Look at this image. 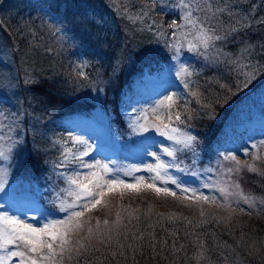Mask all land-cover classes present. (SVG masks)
Segmentation results:
<instances>
[{
	"label": "snow or ice",
	"instance_id": "1",
	"mask_svg": "<svg viewBox=\"0 0 264 264\" xmlns=\"http://www.w3.org/2000/svg\"><path fill=\"white\" fill-rule=\"evenodd\" d=\"M153 3H160L161 12L169 7L164 0H153ZM177 7L182 12L178 17L181 22L172 20L167 25L169 29L179 30V35L175 31L172 33L174 39L167 44V47L173 50L172 59L179 62L181 49L185 47L189 52L203 56L206 61L210 60L212 63L218 62L221 57H228L244 77L243 88H248L257 78L256 66L241 61L251 55L254 46L246 44L241 49L240 55L236 59H231L217 47V42L226 41L233 33L250 28L252 17L232 11L229 3L220 7L214 6L210 0H180ZM123 8L127 13V6ZM224 13L235 18L234 23L226 31H219L209 26L210 21L218 19ZM199 14H203L204 18L202 19ZM146 16H148L147 10L143 15H128L127 18L135 23L137 20L143 22ZM256 22L264 25V18ZM153 24L157 36L165 35L162 31L164 25L156 24L155 21ZM147 27L153 30V25ZM261 47L264 48V45ZM137 55L142 56L147 62L154 59V53L149 49H142ZM248 68L251 70H244ZM78 75L86 78L83 72ZM194 75L198 73L184 63H179L175 71L176 79L183 84L187 94L193 97L201 108L208 109L215 104L223 107L230 102L227 93L231 92V88L224 84H221L220 88L225 90V96L207 101L198 88L192 87ZM170 76L171 73L166 72L159 82L164 87L157 95H162L163 99H157L147 109H140L139 114L134 118L132 113L128 114L130 135L138 137L135 143L139 147V156L151 157L154 163H145L143 167L124 166L116 161L105 163L93 159V147L89 141L83 136L73 135L69 130L67 140L54 141L60 144L61 148L60 160L55 167L67 170L57 172L56 175L58 180L64 181L65 187L55 192L54 198L49 200V203L55 205L64 216L57 218L51 211L34 203L23 207L10 204L7 210H4V204L0 203V264H73V262L74 264H141L142 259L146 260V264H160V261L177 264L176 255L187 253L186 244L180 243V240L193 237L195 239L192 247L195 251L192 258L195 259L196 264H205L209 249L201 234L186 229L182 238L178 235L180 229L166 228L165 223L175 225L183 222L192 229L201 227L211 222L210 214L203 207L205 204L229 212L227 218L212 216V220L216 223L229 219L237 210L244 212V208L237 207L240 202L246 204L249 209L254 208L257 204L256 198L245 193L240 184L233 179V175H238L242 169H246L248 172L264 176V170L255 163L261 160L259 155H252V163H242L232 151L222 152L220 153L222 161L234 165L224 167L221 159L216 161L220 168L218 175L226 176L227 179L191 186V182L186 180L185 176L191 175L200 179L202 174L193 168L182 166L184 162L179 159V155L191 153L192 165H197L201 142L198 134H194L187 127L176 126L185 124V117L187 119L192 117L187 109L186 100L185 112L182 114L176 111L182 98L178 90L165 95L174 83ZM239 90L238 86L237 91ZM136 112L137 109H133V113ZM149 113L154 119L149 118ZM4 119L8 117L0 111V121ZM22 122L23 115L12 114L10 123L6 125L0 123V142H3L0 143V193H4L0 196L2 201L11 198V190L6 191L5 188L8 184L7 177L13 152L24 142L17 132V129L22 127ZM5 127L9 132L7 136L2 131ZM13 135L15 139L12 138ZM69 142L71 147H68ZM261 144H264V141H261ZM244 153L249 154L247 148L244 149ZM85 157L89 159L86 160ZM173 171L176 174H173ZM210 171L213 169H204V173ZM144 172L149 175L147 177L135 175ZM125 177L130 179L126 180ZM202 188L219 192L222 199H217L215 195H205L201 191ZM149 192L157 198L172 197L173 200L180 201L187 207H199L200 219L193 221L176 213L154 212L152 205H149L147 211H142L139 207L133 208L131 204L125 206L119 202L114 219L108 218L112 212V202L117 197L122 201L125 196L136 198ZM260 203H264V200ZM100 210H106L107 215L102 220L96 217L93 224L94 217L91 213ZM28 213L33 214L29 216ZM157 228L160 229L159 234ZM242 242H238L237 247ZM219 247L232 249V245L227 242Z\"/></svg>",
	"mask_w": 264,
	"mask_h": 264
},
{
	"label": "rangeland",
	"instance_id": "2",
	"mask_svg": "<svg viewBox=\"0 0 264 264\" xmlns=\"http://www.w3.org/2000/svg\"><path fill=\"white\" fill-rule=\"evenodd\" d=\"M105 1L114 7L116 21L111 18V12L107 9ZM125 1L130 0H0V111L8 117L0 123L5 125L10 123L12 114L23 115L22 127L17 129V132L24 141L14 150L9 165L8 184L5 190H11V198L8 201L0 200V203L4 204V210H7L10 204L23 207L34 203L51 211L57 218L64 216V213L59 212L55 205L49 203V200L54 198L55 192L65 187L64 181L58 180L56 175L57 172L67 170L55 167L60 160L61 148L60 144L54 141L67 140L69 130L73 135L83 136L89 141L93 147V159H99L105 163L116 161L124 166L143 167L145 163H154L151 157L139 156V147L135 143L138 137L130 135L128 114L132 113L134 118L139 114L140 109H147L157 99H163V96H158L157 93L164 87L159 82L166 72L171 73L170 79L174 83L165 95L177 91L176 84L179 80L175 77L176 68L179 63L187 66V62L181 57L179 62L174 61L173 50L167 47V44L174 39L172 33L175 31L179 35V30L167 28L165 35L155 34L156 29L153 24L155 19L152 18L151 12L152 9L161 12L160 3L156 6L153 0H149V3H153V8L150 5L141 6L140 3L138 7L128 6V12L123 15L120 8L125 6ZM78 2L83 4L78 5ZM164 2L169 5L162 12L168 16V24L172 20L180 23L178 17L182 12L177 7L180 0H164ZM232 2L235 4L239 0H232ZM224 4L220 2L217 6L223 7ZM145 10L148 11V20L144 17L143 22L137 20L135 23L132 21L127 23L128 15H143ZM247 11L243 10L242 13L250 17L253 15V22L264 18V0L261 4L254 2ZM119 18L125 33H128L127 27L140 33L144 23L153 25L151 41L147 45L137 40L130 44V40L118 30ZM7 21H19L20 26L24 28L29 26L31 30H35V34L42 35L39 40L35 37V41H38V46L43 47L40 48L44 49L41 53H46L47 58L33 57V54L25 53L23 49L17 52L15 45L11 43L2 28L3 23ZM146 29L149 28L146 27ZM43 37L46 46L40 45ZM142 49H149L154 53V59L151 62L137 55ZM76 50H82L83 53L73 56L72 52ZM212 55L215 54L212 53ZM70 57L77 59L74 68L65 64ZM33 62L41 65L36 72L29 66ZM60 68L66 76L58 75ZM69 72L71 74L83 72L86 78L78 75L73 80L72 77L75 75H69ZM43 77H47L46 80L50 85L57 84L60 87L64 84L70 88L72 96L82 101L85 109L82 112L58 117L55 113L59 108L54 105L52 107L54 114L50 112L48 116L43 117V114L39 112L44 113V111L35 106L36 102L34 103L29 89L30 84H37ZM116 77L124 80L122 85L125 89L121 100L118 99V120H115L116 114L104 102L105 97L109 98L114 92V88L109 90L107 87L104 89V86H116L118 80L106 83ZM127 78L130 79L129 82L126 81ZM241 88L240 86L239 89ZM251 98L236 115L234 123L238 126L248 125L249 127L253 124L264 126V85L254 91ZM133 109H137V112L133 113ZM149 118L154 119L151 113ZM58 128L62 131L61 133L56 131ZM2 131L4 135H9L6 127ZM12 138L15 139V135ZM68 147H71L70 142ZM28 152L41 156L37 162L38 174L36 175L32 174L30 166H28L29 172L23 166ZM186 158V154L179 155V159L184 162L182 166H185ZM85 159L89 158L85 157ZM218 159L220 158L210 160L211 163L205 159L195 166L192 162L186 163V166L199 171L202 176L196 179L186 175L185 179L191 182V186L226 179L225 176L218 175L220 172L216 163ZM222 163L224 167L229 165L227 161ZM206 168H212L213 171L204 173ZM173 174L176 173L173 171ZM135 175L147 177L149 174L144 172L135 173ZM125 179L130 178L125 177ZM206 190L209 189H201L205 195ZM3 195L4 193H0V196ZM261 200H264V197H258L257 201ZM112 204L115 203L112 202ZM105 211L103 210L104 214H106ZM32 214L28 213L29 216Z\"/></svg>",
	"mask_w": 264,
	"mask_h": 264
},
{
	"label": "trees",
	"instance_id": "3",
	"mask_svg": "<svg viewBox=\"0 0 264 264\" xmlns=\"http://www.w3.org/2000/svg\"><path fill=\"white\" fill-rule=\"evenodd\" d=\"M210 2L214 6L220 5V2H227L231 4L232 10L235 12H243V10L244 12H248L247 8H250L254 2L261 4L263 0H239V2L235 4L232 0H210ZM124 3L125 6H131L132 8L138 7L139 3L141 6L150 5V7L153 8V3H149V0H130L125 1ZM79 4L83 3L78 2V5ZM106 7L111 12V18L116 21L114 7L110 3H106ZM120 10L123 12H121V14L124 15V9L120 8ZM110 12L108 11V13ZM151 15L157 24L164 25L162 31L165 33L168 24V16L160 11L156 12L154 9H152ZM199 15H201L202 19L204 18L203 14ZM177 16H179V14ZM234 19L235 18L229 17L227 13H224L220 15L218 19L210 21L209 26L215 27L219 31H226L228 27L234 23ZM145 20H148L147 16L145 17ZM130 21L131 20L128 19L127 23H130ZM256 21L258 20L253 22L252 19L250 28H245L238 33H233L226 41L217 42V47L221 48L222 52L228 54L231 59H236V57L240 55L241 49L246 44L254 46L251 55L248 56L247 59L241 61V63L247 64L250 62L251 65L256 66L257 78L248 88H243L242 82L244 77L237 71L236 66L231 63V60L228 57H221L216 63H212L210 60H207L208 62H206L203 56L191 53L186 48L181 49V59L185 60L187 66L198 73V75L192 77V80L194 81L192 87L194 89L198 88V90L203 93V96L207 98V101L210 102L216 97L223 98L225 96V90L220 88L221 84L227 85L231 88V92L227 93L230 98V102L227 105L221 107L219 104H215L208 109H204L201 108L199 104H196V100L193 97L187 94L182 83L178 81V84H176V90L180 92L182 97L179 101L180 106L176 111H180L182 114L185 112L184 105L186 100L187 109L192 117L191 119L185 117V124L177 126L181 128L187 127L194 134H198L201 142L198 149L200 153V162L207 159L211 163V161H214L217 158H222L220 157V153L232 151L242 163H252V155H259L261 160H257L255 163L261 168V170H264V144H261V141H264V126L256 124L249 125V127L248 125L238 126L234 123L236 115L242 106L248 102L254 91L264 85V48L261 47V45H264V25H261ZM3 24L2 28L11 43L15 45L17 52L23 49L25 53L29 52L28 54H33V57L39 59L47 58L46 53H41L44 49L42 50L40 48L43 47L38 46V41H35V37L39 40L42 35L35 34V30H31L29 26L28 28L20 26L21 24L19 21H7ZM143 25L144 28L140 30V33L129 27H127L129 29L128 33H125L123 31L125 29L122 27L119 18L118 30L130 40V44L137 40L138 42L141 43L142 41L147 45L151 41L153 30L146 29L149 24L144 23ZM128 35H130V38H128ZM43 44L46 46L44 37L40 42V45ZM80 53H83V51L76 50L75 52H72V55L78 56L77 54L80 55ZM76 62L77 59L70 57L65 64L71 65L74 68ZM36 63L33 62L29 65L35 72L41 66L40 64L36 65ZM244 70L250 71L251 68ZM58 72V75L66 76L62 69ZM69 75H75L72 77L73 80L78 76L76 72L75 74L69 72ZM46 78L47 77L40 78V82L37 84H30L29 88L33 95L34 103L36 102L35 106L44 111V113L39 112L43 114V117L48 116L50 112H53L54 114V111H52L54 105L59 108L55 113L58 117L70 115L73 112H82L85 109L83 102L78 101L79 99L72 96L70 88H67L64 84L60 87L57 84L50 85ZM115 80H118L116 86H104V89H106V87L109 90L114 88L112 96L109 98L105 97L104 102L107 103L110 110H112L117 116L118 99L120 98L121 100V95L125 92V89L122 85L123 79L120 77L113 78L106 83H112ZM126 81L129 82L130 79L127 78ZM238 86L242 87L239 91H237ZM232 93H236V95H232ZM115 120H118V116ZM55 130L56 129H54V131ZM56 131H59L60 133L62 132L59 128ZM252 145H256V147H252ZM245 148L248 150V155L244 153ZM35 154L36 153L33 154L32 152H28L23 163L24 168L28 172L30 171L29 169H31L33 175L38 174L37 162L41 159V156H35ZM186 157L185 166L186 163H191V153H186ZM28 166H30L29 169ZM233 166L234 165L229 162V165L226 167ZM225 178L227 179L226 176ZM233 179L240 184L241 189L245 193L250 194L253 197L256 196V200H258V197L260 196L264 197V176L242 169L238 175H233ZM206 195H215L217 199H222L219 192L206 190ZM113 202L115 204L112 207L111 215H108L109 219H114L115 212L117 211V202L125 206L131 204L133 208L139 207L142 211H147L149 205H152L154 212L176 213L181 216L189 217L193 221H198L200 219L199 207H187L184 203L173 200L172 197L157 198L151 192L136 198L125 196L122 201H119V198L117 197ZM203 207L205 211L210 214L209 219L211 222L201 227L192 229L183 222H178L175 225L165 223L164 226L169 229H180L178 235L182 238L184 237L186 229L200 233L201 238L206 242V247L209 249L205 264H225V257H227V264H264V203L257 201L256 206L249 209L246 204L240 202L237 207L244 208L245 211L240 212L237 210L235 213L231 214L229 219L222 220L220 223H216L212 220V216L227 218L229 217L228 211L207 204ZM105 213L106 214L103 213V210L91 213L94 217L92 223H95L96 217L101 220L104 219L107 215L106 211ZM157 232L158 234L160 233L159 228H157ZM194 239L195 238L193 237L188 240H180V243L186 244L187 253H178L176 255L175 259L177 264H196L195 259L192 258L195 251L192 247ZM241 241L243 242L237 247V243ZM225 242L232 245V249L219 247V245H222ZM141 264H146V260L142 259ZM160 264H169V262L160 261Z\"/></svg>",
	"mask_w": 264,
	"mask_h": 264
}]
</instances>
